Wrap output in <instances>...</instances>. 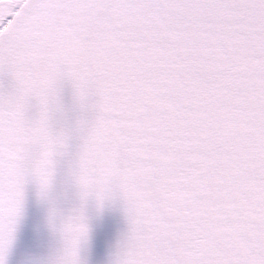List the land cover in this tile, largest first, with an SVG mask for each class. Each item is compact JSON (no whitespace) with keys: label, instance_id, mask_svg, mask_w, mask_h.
I'll return each mask as SVG.
<instances>
[{"label":"snow or ice","instance_id":"snow-or-ice-1","mask_svg":"<svg viewBox=\"0 0 264 264\" xmlns=\"http://www.w3.org/2000/svg\"><path fill=\"white\" fill-rule=\"evenodd\" d=\"M0 264H264V0H0Z\"/></svg>","mask_w":264,"mask_h":264}]
</instances>
